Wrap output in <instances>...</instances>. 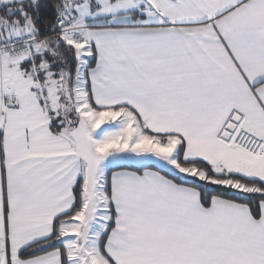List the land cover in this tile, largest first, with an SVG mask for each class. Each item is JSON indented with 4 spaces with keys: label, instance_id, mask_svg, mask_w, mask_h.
I'll return each mask as SVG.
<instances>
[{
    "label": "snow or ice",
    "instance_id": "1",
    "mask_svg": "<svg viewBox=\"0 0 264 264\" xmlns=\"http://www.w3.org/2000/svg\"><path fill=\"white\" fill-rule=\"evenodd\" d=\"M0 264H264V0H0Z\"/></svg>",
    "mask_w": 264,
    "mask_h": 264
}]
</instances>
